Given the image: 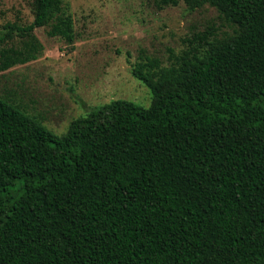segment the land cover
<instances>
[{
    "label": "trees",
    "instance_id": "1",
    "mask_svg": "<svg viewBox=\"0 0 264 264\" xmlns=\"http://www.w3.org/2000/svg\"><path fill=\"white\" fill-rule=\"evenodd\" d=\"M65 0L8 23L0 72L38 58L34 30L75 41ZM215 7L236 26L132 74L148 107L114 99L65 133L0 96V264H264V0Z\"/></svg>",
    "mask_w": 264,
    "mask_h": 264
},
{
    "label": "rangeland",
    "instance_id": "2",
    "mask_svg": "<svg viewBox=\"0 0 264 264\" xmlns=\"http://www.w3.org/2000/svg\"><path fill=\"white\" fill-rule=\"evenodd\" d=\"M73 18L75 41L50 36V26L34 34L44 48L38 58L0 72V96L20 105L55 133H65L73 119L114 99L148 107L149 88L133 76L141 56L170 65L172 52L182 54L199 32L217 37L236 26L206 4L189 10L184 2L162 5L161 0H65ZM33 0H0V36L8 23L34 20ZM22 38L0 42L21 46Z\"/></svg>",
    "mask_w": 264,
    "mask_h": 264
}]
</instances>
